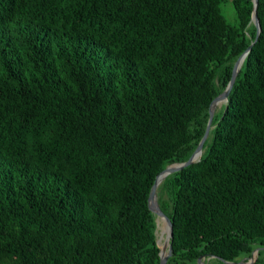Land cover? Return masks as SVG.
Wrapping results in <instances>:
<instances>
[{"label":"trees","instance_id":"16d2710c","mask_svg":"<svg viewBox=\"0 0 264 264\" xmlns=\"http://www.w3.org/2000/svg\"><path fill=\"white\" fill-rule=\"evenodd\" d=\"M229 1L235 22L220 4ZM0 0V264H264V0Z\"/></svg>","mask_w":264,"mask_h":264},{"label":"water","instance_id":"95a60500","mask_svg":"<svg viewBox=\"0 0 264 264\" xmlns=\"http://www.w3.org/2000/svg\"><path fill=\"white\" fill-rule=\"evenodd\" d=\"M252 3V12H251V16H250V22L253 24L254 28H255V39L258 36L259 33V24H258V20L256 17V13H255V8H256V0H251ZM250 48V46L236 59V61L233 63L232 68H231V73H230V80L226 86V88L224 89V91L218 95L217 97H215L209 104L208 106V117H207V122H206V126H205V130L203 133L202 138L200 139L199 143L197 144L196 148L194 149V151L192 152V154L189 156V158L182 163H176V164H170L168 166H166L160 173H158L155 178L154 181L152 183V186L150 187V191L148 194V198H147V206L148 209L151 211V213L154 215V222H155V230H154V235H156V230L160 227V230H162L164 232V240L163 243L161 245H159V243L156 240V246L158 247L159 251H158V264H165L167 258L170 256V239H171V224L170 221L168 220V218L161 212V210L159 209V206L156 202V195H155V190L157 188V186L160 184V182L168 175L178 172L181 169L195 163L198 161L200 155H201V148H202V144L207 136V133L210 129V124H211V119H212V115H213V111L214 108L218 105H225L226 103V99H227V95L230 91V88L233 84L234 78L241 66L242 60L245 56V54L247 53L248 49ZM264 249V248H263ZM262 250L261 248H256L254 250H252V252L250 253V257H252L251 262H247L246 259H241L239 262L236 263H230V262H222L224 264H253L255 259H256V255L257 253ZM201 264V263H200Z\"/></svg>","mask_w":264,"mask_h":264},{"label":"rangeland","instance_id":"374dc122","mask_svg":"<svg viewBox=\"0 0 264 264\" xmlns=\"http://www.w3.org/2000/svg\"><path fill=\"white\" fill-rule=\"evenodd\" d=\"M220 8V12L222 14V16L224 17L225 21L228 23V24H233L235 22V17H234V12L232 10V7H231V4L229 1H226L222 4H220L219 6ZM219 109V106L217 105L215 108H214V112L218 111ZM160 225H159V228L156 230V240L157 242L159 243V245H161L163 243V240H164V232L162 230H160ZM250 259H252V257H250ZM249 258L246 259L247 262H251Z\"/></svg>","mask_w":264,"mask_h":264},{"label":"bare ground","instance_id":"6f19581e","mask_svg":"<svg viewBox=\"0 0 264 264\" xmlns=\"http://www.w3.org/2000/svg\"><path fill=\"white\" fill-rule=\"evenodd\" d=\"M218 109V108H217Z\"/></svg>","mask_w":264,"mask_h":264}]
</instances>
